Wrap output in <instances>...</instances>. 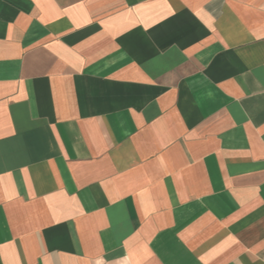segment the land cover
Instances as JSON below:
<instances>
[{"label": "crops", "instance_id": "1", "mask_svg": "<svg viewBox=\"0 0 264 264\" xmlns=\"http://www.w3.org/2000/svg\"><path fill=\"white\" fill-rule=\"evenodd\" d=\"M0 264H264V0H0Z\"/></svg>", "mask_w": 264, "mask_h": 264}]
</instances>
